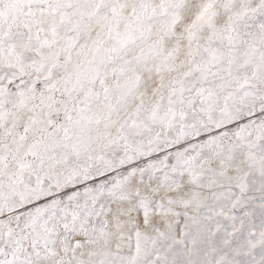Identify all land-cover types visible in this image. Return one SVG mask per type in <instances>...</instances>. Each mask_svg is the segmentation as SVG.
<instances>
[{
    "label": "snow or ice",
    "instance_id": "6c2138e0",
    "mask_svg": "<svg viewBox=\"0 0 264 264\" xmlns=\"http://www.w3.org/2000/svg\"><path fill=\"white\" fill-rule=\"evenodd\" d=\"M0 264H264V0H0Z\"/></svg>",
    "mask_w": 264,
    "mask_h": 264
}]
</instances>
